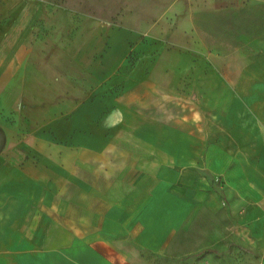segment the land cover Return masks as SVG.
<instances>
[{"label": "crops", "instance_id": "1", "mask_svg": "<svg viewBox=\"0 0 264 264\" xmlns=\"http://www.w3.org/2000/svg\"><path fill=\"white\" fill-rule=\"evenodd\" d=\"M260 6L264 0H130L113 18L93 14L96 20L72 51V69L50 72L31 61L23 87L62 91L46 100L33 95L39 102L24 101L57 107L55 113L37 112L27 127H22L19 114L15 121L2 115L6 102L0 97V126L6 139L0 149V171L8 165L15 169L0 179V264H142L124 247L119 239L123 234L134 236L144 247L159 249L154 245L176 229L175 222L181 221L193 201V164L201 163L202 149L193 143L190 129L196 113L152 80L125 82L117 93L105 91L104 96L85 101L75 89L85 81L89 89L112 87L130 50L142 41L224 56L214 50L199 20ZM90 7L102 12L108 5L96 0ZM43 12L44 0H0V93L2 61L18 55L28 30ZM23 51L26 55L33 49ZM43 72L58 76L49 80ZM262 72L264 53L243 65L230 112L214 114L231 119L236 113L239 117L241 107L248 106L251 112V105L257 104L254 114L264 119L263 97L249 99L248 105L241 98L246 89L264 88ZM66 88L74 91L66 94ZM20 102L16 99L15 105ZM113 105L126 108L121 119L127 121L122 122L117 142L112 129L94 124L98 112ZM53 121L57 126H45ZM222 165V160L217 161L213 169L223 173ZM230 170L229 175L233 167ZM169 202L173 208L167 206Z\"/></svg>", "mask_w": 264, "mask_h": 264}, {"label": "rangeland", "instance_id": "2", "mask_svg": "<svg viewBox=\"0 0 264 264\" xmlns=\"http://www.w3.org/2000/svg\"><path fill=\"white\" fill-rule=\"evenodd\" d=\"M95 1L44 0V16L28 30L18 55L3 58V87L0 93L1 99L6 102L1 106L3 116L15 121L16 114H19L22 127H27L33 124L30 118L37 112H56L55 105L24 101L28 98L34 100L33 95L46 100L57 95L61 89H26L22 80L30 75L28 68L31 61L50 72L51 68L72 69L75 64L72 51L79 46L93 20H96L93 14L97 18H113L120 7L130 0H99L108 5L102 12L91 11L90 6ZM199 24L213 43L214 50L224 56L211 57L168 42L142 41L130 50L124 65L116 72L112 87L107 90L102 86L89 89L85 81L75 91H79V98L85 101L104 96L105 91L117 93L125 87V82L131 85L139 78L152 80L170 89L171 96L184 100L196 113L190 129L194 131L193 143L199 144L202 149L201 163L193 164L192 204L187 205L188 212L181 221L175 222L176 229L161 240L159 246L154 245L159 249L144 247L132 235L118 237L124 247H129L137 255L139 262L264 264V119L254 114L257 104L251 105V112L248 106L241 107L239 117L236 113V117L231 119L227 115L221 118L214 114L216 111L230 112V99L235 95L236 80L243 65L264 53V6L218 13L199 20ZM27 48L33 49V52L25 55L23 49ZM50 72H43L49 80L58 76ZM40 73L37 74L42 75ZM260 76L264 77L263 72ZM64 90L66 94L74 91L73 88ZM256 97L264 98V88L246 89L241 94L245 105H248L249 99ZM18 98L22 102L15 105ZM34 101L39 102L36 98ZM69 108L66 105L65 111L68 112ZM122 113H126V108L107 106L106 110L98 112L93 123L98 129H112L113 142L120 141L122 122L127 121L126 118L121 119ZM50 125L57 126L55 121L48 125L45 123V126ZM5 141L4 130L0 126V149ZM210 149L214 150V154H210ZM221 150L224 154L220 153ZM221 160L223 173L213 169V165ZM231 167L233 173L229 175ZM14 172L15 169L8 165L0 171V179ZM162 202L165 203L164 200ZM167 206L173 208L171 202Z\"/></svg>", "mask_w": 264, "mask_h": 264}]
</instances>
